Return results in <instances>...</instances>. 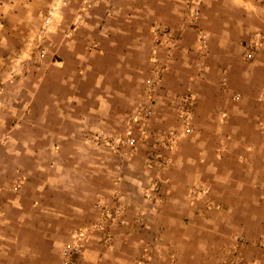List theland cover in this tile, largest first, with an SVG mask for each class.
<instances>
[{
  "label": "rangeland",
  "instance_id": "374dc122",
  "mask_svg": "<svg viewBox=\"0 0 264 264\" xmlns=\"http://www.w3.org/2000/svg\"><path fill=\"white\" fill-rule=\"evenodd\" d=\"M0 85L72 127L21 133L60 139L75 209L45 213L0 154V264H264V0H0Z\"/></svg>",
  "mask_w": 264,
  "mask_h": 264
},
{
  "label": "crops",
  "instance_id": "0c3cea01",
  "mask_svg": "<svg viewBox=\"0 0 264 264\" xmlns=\"http://www.w3.org/2000/svg\"><path fill=\"white\" fill-rule=\"evenodd\" d=\"M24 82V81H23ZM22 80L20 81V84ZM19 84V83H18ZM23 84V83H22ZM21 84V85H22ZM20 85V86H21ZM21 86L20 89H22ZM19 88V87H18ZM21 92V91H19ZM26 94H31L26 91ZM20 95V93H19ZM26 97V96H24ZM15 101L18 104L8 105L7 102L3 105V111L0 115V125L6 122V126H0V154L6 158V160L13 164V168H15L16 173H23L26 181L23 183L25 189L24 193L29 195L41 196L42 198L45 196L47 201L49 198L53 203H49L45 205L43 202L38 203L36 206L39 208L44 207V212L49 213L50 216H54L55 211L65 210V208L72 209L73 203L68 202V192L63 189L53 187V184L59 183L61 181L60 175V164L63 162L61 153H59L58 149L60 147V139L57 138L53 141L47 135H39V139H35L33 136L28 134L29 136L21 133L22 131H36V130H57L62 131L64 136L67 137V130H70L72 127H68L65 123L58 122L52 126H49L48 123L35 121L32 119L31 121L24 120V110L26 109V103L24 104L18 97H14ZM67 99V98H66ZM70 99V98H68ZM6 100V99H5ZM25 108V109H23ZM67 119V117H66ZM75 129L77 125H74ZM24 135V136H23ZM65 139V138H63ZM58 147V149H57ZM57 149V150H56ZM17 164H24L25 166H19ZM17 165V166H15ZM4 169L0 167V183L2 184V179H5ZM53 190V191H51ZM64 193V194H63ZM4 195V189L0 187V198ZM68 197L65 199V197ZM165 206V205H163ZM158 207L159 213L162 214L164 207ZM76 208V207H74ZM80 208H77L76 211H79ZM75 211V209H72ZM33 218H15L12 223V229L15 230V235L11 238V241L16 240V244L21 242V238H27V243H29L33 249L36 248V244H38V250L41 251L43 249L44 244L46 243V237L43 239L41 232L35 230L32 225H29L26 221H31ZM62 221L65 220V217H60ZM67 219V218H66ZM35 221V220H34ZM52 221L47 220V225L50 227V231L54 226L52 225ZM25 222V223H24ZM49 233V232H48ZM50 241H53L54 237H48ZM47 255L42 256V252L36 254L37 259H39V263L46 258Z\"/></svg>",
  "mask_w": 264,
  "mask_h": 264
},
{
  "label": "built area",
  "instance_id": "2783aa9c",
  "mask_svg": "<svg viewBox=\"0 0 264 264\" xmlns=\"http://www.w3.org/2000/svg\"><path fill=\"white\" fill-rule=\"evenodd\" d=\"M187 1L189 3H193L194 2V0H187ZM197 14H198V9L194 8V6L192 5V10H191V14L190 15L193 18H196ZM198 33H199L198 34L199 37L201 38L202 42L204 43L206 41L205 34L203 33L202 30H200ZM254 37L255 38H253L251 40L250 44H248V46H247L248 49H247L246 56L248 58H251L253 56L254 51L256 49H258V47H259L258 46L259 45V40L256 38V37H259V36H257V34H255ZM162 43L165 44V45H170L171 44V40H170L169 37H166V38H164L162 40ZM41 55H43V53ZM2 95H3V87L0 85V115H1V113L3 111V98H2ZM155 107H156L155 104H151V103L149 105L145 104V105H143L141 107V109L139 110L138 113H140L144 117V119H147L148 117H150L153 114ZM128 140L132 143L134 141V137H130V138H128ZM97 206L102 210L103 214L108 212V210H109V205L108 204H105V206H104V204H101L100 202H98ZM74 249H78V247L76 246Z\"/></svg>",
  "mask_w": 264,
  "mask_h": 264
}]
</instances>
